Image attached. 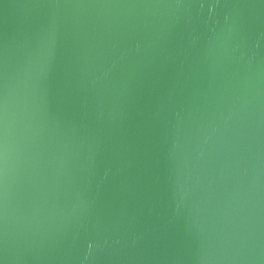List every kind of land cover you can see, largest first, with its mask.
<instances>
[{
	"label": "water",
	"instance_id": "water-1",
	"mask_svg": "<svg viewBox=\"0 0 264 264\" xmlns=\"http://www.w3.org/2000/svg\"><path fill=\"white\" fill-rule=\"evenodd\" d=\"M0 264H264V0H0Z\"/></svg>",
	"mask_w": 264,
	"mask_h": 264
},
{
	"label": "snow or ice",
	"instance_id": "snow-or-ice-1",
	"mask_svg": "<svg viewBox=\"0 0 264 264\" xmlns=\"http://www.w3.org/2000/svg\"><path fill=\"white\" fill-rule=\"evenodd\" d=\"M7 131L6 128L0 129V201L4 196V178L7 165L6 157Z\"/></svg>",
	"mask_w": 264,
	"mask_h": 264
}]
</instances>
